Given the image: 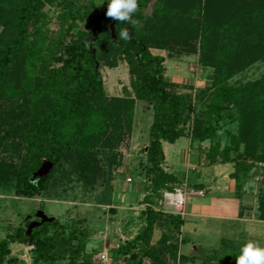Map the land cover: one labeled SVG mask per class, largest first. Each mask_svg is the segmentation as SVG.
<instances>
[{"label":"trees","instance_id":"obj_1","mask_svg":"<svg viewBox=\"0 0 264 264\" xmlns=\"http://www.w3.org/2000/svg\"><path fill=\"white\" fill-rule=\"evenodd\" d=\"M97 3L0 0V100L12 106L9 114L0 115V148L6 154L0 163V178L6 179L0 183H9L17 196L35 197L49 181V175L32 177L43 160L56 166L69 158L85 181L109 182L121 163L119 146L133 130L136 100L132 95L109 96L97 63L104 59L115 66L124 59L136 97L154 104L144 150L146 175L152 180L145 197V226L111 255L114 264H145L146 257L152 264H167L150 243L156 226L165 222L180 231L185 220L156 208L155 197L180 183L162 165L164 143L186 136L192 120V139L212 142L220 128L215 122L229 114L240 124L224 152L226 162L235 163L234 176L243 184L253 169L264 165V73L245 82L235 80L264 62V0H138L132 17L136 24L108 18L109 0L100 7ZM54 17L56 29L51 26ZM96 22L102 27L95 29ZM111 23L117 40L111 38ZM124 28L129 41L118 40ZM198 43L203 64L211 69L208 84L196 96L174 91L176 84L165 75L164 56L151 48L196 52ZM233 150L236 156L230 155ZM261 209L264 220V194ZM58 224L62 226L43 223L31 233L27 225L21 226L0 240V264H6L13 242H31L34 264L68 258L69 264H78L89 231L74 228L67 237L56 232ZM227 241L233 242L222 239ZM143 243L147 248L140 247ZM172 257L176 261L177 253ZM15 260L9 264H17Z\"/></svg>","mask_w":264,"mask_h":264},{"label":"rangeland","instance_id":"obj_2","mask_svg":"<svg viewBox=\"0 0 264 264\" xmlns=\"http://www.w3.org/2000/svg\"><path fill=\"white\" fill-rule=\"evenodd\" d=\"M148 11H151V7ZM51 23L53 29L58 28L56 17ZM100 27L101 23L96 22L94 28ZM110 28L111 38L117 40L115 24L111 23ZM88 41L92 42L90 39ZM200 49V44L196 52L177 53L169 47L151 48L154 54L164 56L165 75L176 84L174 91L196 96L208 84L211 69L203 64ZM109 63L104 59L97 63L101 67L107 94L120 97L132 95L136 100L133 130L119 146L121 156L118 159L121 163L113 168L111 180L93 184L74 171L71 158L56 166L54 162L44 159L32 177L36 180L49 175V181L47 188L35 197L17 196L8 182L0 183V240L15 233L21 226L27 225V232L31 233L34 227L43 223L57 222L62 226L58 224L56 232L64 233L67 237L74 228L89 231V236L83 240L84 251L77 260L78 264H114L112 250L134 239L145 226L143 211L147 206L145 197L149 193L148 185L152 177L146 175L144 150L149 144L150 128L155 118L154 104L134 94L126 60L120 59L115 66ZM263 73L264 62H259L236 76L235 80L245 82ZM10 105L0 100V115L3 112L9 114V110L12 111ZM198 108L200 110L201 105L198 104ZM230 118L228 114L215 122L220 128L212 142L192 139V120L186 128V136L175 143H164L166 158L162 165L166 171L176 174L180 183L172 189H164L160 196L155 197L156 208L175 213L165 207L164 193L175 188H182L186 193L181 214L185 224L181 230L161 223L156 226L150 242L158 248L167 264H236L240 247L247 241L264 246V220L260 219L264 165L253 169L243 184L234 176L235 163L226 162L224 152L240 124ZM5 155L0 148V163ZM230 155L236 156L237 152L233 150ZM4 179L0 178V181ZM224 238L233 242L222 243ZM9 247L11 252L6 264L12 258L16 259L17 264H34L31 242H13ZM140 247L147 248L144 243ZM105 252L108 260L101 258ZM174 252L177 253L176 261L172 257ZM69 260L53 264H69ZM145 264H152L147 257Z\"/></svg>","mask_w":264,"mask_h":264},{"label":"clouds","instance_id":"obj_3","mask_svg":"<svg viewBox=\"0 0 264 264\" xmlns=\"http://www.w3.org/2000/svg\"><path fill=\"white\" fill-rule=\"evenodd\" d=\"M103 0H99L96 4L100 7ZM138 0H109L106 16L118 22L136 24L133 20V15L138 11ZM131 35L127 28L121 29L118 33V40L129 41ZM180 202H183V197H179ZM236 264H264V246L259 245L255 241H247L239 250V255L236 256Z\"/></svg>","mask_w":264,"mask_h":264},{"label":"built area","instance_id":"obj_4","mask_svg":"<svg viewBox=\"0 0 264 264\" xmlns=\"http://www.w3.org/2000/svg\"><path fill=\"white\" fill-rule=\"evenodd\" d=\"M183 197V202H180L179 197ZM186 202V193L185 190L182 188H175L171 191H166L164 193L163 203L165 204V207H169L173 210V212H177L178 214H182L184 211V206ZM101 258L103 260H108L109 256L107 252L101 254Z\"/></svg>","mask_w":264,"mask_h":264}]
</instances>
